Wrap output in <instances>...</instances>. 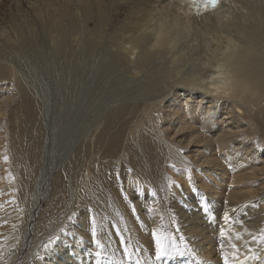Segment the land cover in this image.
<instances>
[{
    "label": "bare ground",
    "instance_id": "obj_1",
    "mask_svg": "<svg viewBox=\"0 0 264 264\" xmlns=\"http://www.w3.org/2000/svg\"><path fill=\"white\" fill-rule=\"evenodd\" d=\"M46 1L36 3L34 10L44 16L43 12L54 8L57 17L52 13L50 16L55 18L49 19V23L41 18L37 29L36 25L32 28L30 20H22L21 26L32 30L28 34L16 26L12 34L4 29L1 32L5 45L0 44L3 58L0 59V84L7 83L16 89L17 83L19 96L28 102L32 83L25 73L39 71L32 55L44 53L50 56L51 67L60 69L80 63V56L89 53L103 55L99 65L96 64L98 74H94L99 88L104 82L119 81L115 72H123L128 84L156 85L160 89L151 93L140 114L141 121L134 127L141 134L136 138L138 147L144 136L162 145L157 146L156 156L172 163V171L185 180H178V185L167 189L163 197L169 229L174 235L188 238H184L183 245L196 251L201 260L206 256L211 261L206 264H254V256L264 251L259 250L264 245V0H218L215 6L195 0H132V5L120 0L114 10L124 4L125 16L112 24L101 15L99 0ZM107 9L109 12L112 7ZM87 13L91 16H86ZM94 13L99 17L93 18ZM69 16H74L73 22L82 19L85 23L76 24L77 34H68ZM88 19L92 26H87ZM193 34H199L200 40L193 39ZM186 35L188 48L202 50L195 66L189 72H177L156 81L158 69L181 68L186 47L180 46ZM15 69L20 72L17 79ZM4 73L9 81H4L7 79ZM35 78L42 109L47 111L48 93L42 91L39 78ZM18 91L10 92L13 95L10 98L14 99ZM65 101L66 96L56 103L61 105ZM62 124H66L65 119ZM166 124H178L176 132H189L182 145L166 133ZM120 135L113 137L111 148L116 150L118 158L132 159L129 169L137 172L125 182L124 194L119 195L120 201L113 208L123 206L125 197L132 203L153 204L156 194L153 195L151 187L138 174L157 175L158 166L164 168V164L157 160L155 165L149 164L150 172H147L146 165L138 159L144 151L126 146ZM210 141L216 144L215 148ZM197 142H203L197 151L199 157L192 149ZM83 150H77V163ZM182 150L186 154H181ZM2 193L0 264H17L22 245L20 241L7 240L9 228L5 222L11 215L2 209L3 202H7L3 201ZM65 201L66 193L61 188L52 204L55 211L44 218L45 231L32 241L31 250L44 241L43 248L56 249L59 236L79 230L77 211L72 214L67 204L59 206ZM29 219L30 215L25 221ZM93 243L97 244L95 240ZM215 244L220 252L211 260ZM62 254L54 253L53 264L83 263L80 258L76 260L75 253L59 257ZM39 258L29 262L39 264L42 261Z\"/></svg>",
    "mask_w": 264,
    "mask_h": 264
},
{
    "label": "rangeland",
    "instance_id": "obj_2",
    "mask_svg": "<svg viewBox=\"0 0 264 264\" xmlns=\"http://www.w3.org/2000/svg\"><path fill=\"white\" fill-rule=\"evenodd\" d=\"M108 1L99 0L103 11H100L101 15L109 18L111 24L116 23L125 16L123 12L125 5H120L119 10L115 11L120 0ZM44 2L47 1L0 0V44L5 45V39H1L3 29L12 34L16 26L21 32L28 34L32 30L21 26L26 20H30L32 28L36 25L37 29L42 21L49 23L51 21L49 19L53 20L56 16L54 8L43 12L44 16L40 14L41 17L35 12L34 6ZM123 3L134 4L132 0H124ZM107 6L112 7L109 9L110 13ZM51 14L55 16H50ZM98 15L94 13L92 16L96 18ZM86 16L91 15L87 13ZM69 17L67 19H71V28L68 34H77L76 24L85 23L81 18L76 23L72 20L74 16ZM87 21H89L87 26L93 25L92 21L89 19ZM187 36L182 39L180 46L188 50H184L181 68L177 70L164 67L162 72L158 69L156 81L157 78L162 79L166 76L169 78L177 72H189L195 66L196 57L202 50L199 47L195 51L191 49L192 47L188 48ZM192 37L196 41L200 40L199 34H193ZM81 38L82 42L86 43L85 37ZM88 54L80 56V63L76 62L77 64L71 67L60 69L51 67L50 56L44 53L32 55L31 59L39 64V71L37 74L25 73L26 78L32 83L28 102L19 96L17 83L16 89H11L12 86L7 83L0 84V192H3V201H7H2L5 203L2 209L11 215L5 222L9 228L6 232L9 234L7 240L20 241L22 245L17 264H33L29 261L40 256L39 259L42 261L39 264H53L56 252L63 253L59 257L75 253L76 260L82 259V264L211 262L206 256L201 260L196 251L183 245L188 238L174 235L168 227V219L162 206L165 205L164 194L167 189L171 190L178 185V180L182 182L185 180L172 171V163L156 156L157 146L162 145H156L154 140L147 136L143 137L140 148L136 142L138 140L136 138L141 134L135 131L134 126L140 123V114L150 100L151 93L160 88L156 85L144 87L135 81V84H128L123 72H115L116 77L119 76V81L104 82L99 88L95 79L98 74L96 64L99 65L103 55ZM14 73L17 79L20 72L15 69ZM4 75L7 77L4 81H9L7 73ZM36 76L39 78L42 91L47 92L49 96L47 111L42 109V100L38 95L40 90L35 89ZM15 90L18 91V95L11 99L13 95H10V92ZM64 96L66 101L58 105L56 101L62 100ZM61 118L65 119V125L62 124ZM164 127L176 144L180 142L182 145L189 135L186 130L176 132L178 124L174 126L166 124ZM117 133H121L120 139L126 146L130 145L136 151L140 149L144 151L141 153L142 157L138 159L146 165L147 172H150L149 164L155 165L157 160L164 164V168L162 165L158 166L157 175L138 174L151 187L153 194H156L157 200H154L153 204L148 201L132 203L125 197L126 202L123 206L117 205L113 208V205L120 201L119 195L124 194L125 182L137 172L133 168L129 169L133 164L132 159L127 161L124 157L118 158L116 150L111 148L110 143ZM202 144L203 142H197L192 147L198 154L197 157L200 156L197 151H200ZM210 145L215 148L216 144L211 142ZM79 148L84 149V154L77 163L75 158ZM180 153L184 155L186 151ZM147 185L144 186L145 190ZM180 186L183 187V184ZM188 186L189 184L186 185ZM61 188L65 190L66 201L61 202L59 206L67 204L72 214L77 211L81 226L73 234L59 236L57 243L59 245L56 249L43 248L46 245L44 241L39 247L31 250L32 241L45 231L44 218H49V213L55 211L52 204ZM29 215L30 219L26 222L25 219ZM157 236L161 238L169 253L159 260L155 255ZM94 240L97 244L93 243ZM217 247L216 244L213 246L214 255L211 260L218 256ZM263 249L264 245L259 248L260 251ZM263 252L254 256V264H264ZM68 263L70 264L69 261Z\"/></svg>",
    "mask_w": 264,
    "mask_h": 264
},
{
    "label": "snow or ice",
    "instance_id": "obj_3",
    "mask_svg": "<svg viewBox=\"0 0 264 264\" xmlns=\"http://www.w3.org/2000/svg\"><path fill=\"white\" fill-rule=\"evenodd\" d=\"M218 2V0H208V3L215 6V4ZM155 195V193L153 194ZM93 235H95V232L93 231ZM97 255H100V253H97ZM156 258L159 260L167 255H169L167 248L164 244L161 242V238L157 236L156 238V251H155ZM258 259V257H255Z\"/></svg>",
    "mask_w": 264,
    "mask_h": 264
},
{
    "label": "water",
    "instance_id": "obj_4",
    "mask_svg": "<svg viewBox=\"0 0 264 264\" xmlns=\"http://www.w3.org/2000/svg\"><path fill=\"white\" fill-rule=\"evenodd\" d=\"M196 2H198V3H200V2H206V3H208V0H195ZM208 4H210V3H208Z\"/></svg>",
    "mask_w": 264,
    "mask_h": 264
}]
</instances>
